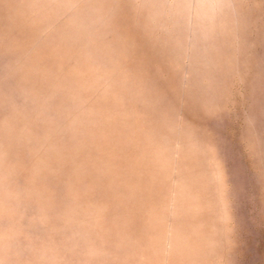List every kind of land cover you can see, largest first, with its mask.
Listing matches in <instances>:
<instances>
[{
	"label": "rangeland",
	"instance_id": "obj_1",
	"mask_svg": "<svg viewBox=\"0 0 264 264\" xmlns=\"http://www.w3.org/2000/svg\"><path fill=\"white\" fill-rule=\"evenodd\" d=\"M0 264H264V0H0Z\"/></svg>",
	"mask_w": 264,
	"mask_h": 264
}]
</instances>
